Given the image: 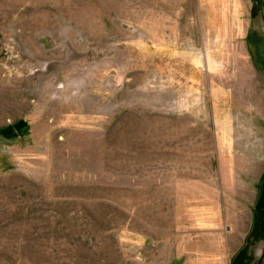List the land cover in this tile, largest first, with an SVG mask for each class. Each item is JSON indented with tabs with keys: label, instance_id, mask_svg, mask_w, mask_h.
I'll use <instances>...</instances> for the list:
<instances>
[{
	"label": "rangeland",
	"instance_id": "rangeland-1",
	"mask_svg": "<svg viewBox=\"0 0 264 264\" xmlns=\"http://www.w3.org/2000/svg\"><path fill=\"white\" fill-rule=\"evenodd\" d=\"M164 8L0 0V264H190L173 258L189 242L174 240L181 221L166 220L165 195L194 174L197 153L215 152L212 69L148 60L139 30L148 19L139 13ZM258 34L249 39L255 64ZM255 69L263 78L264 65ZM220 71L252 73L229 64ZM260 84L245 83V96L264 134ZM253 228L247 264H264V221Z\"/></svg>",
	"mask_w": 264,
	"mask_h": 264
},
{
	"label": "crops",
	"instance_id": "crops-1",
	"mask_svg": "<svg viewBox=\"0 0 264 264\" xmlns=\"http://www.w3.org/2000/svg\"><path fill=\"white\" fill-rule=\"evenodd\" d=\"M137 1L165 7L139 13L148 19L139 27L147 32L140 49L146 48L152 64L212 69L209 129L215 152L197 153L194 174L165 195V201L172 202V215L166 220L181 221L174 240L189 242L187 248L176 245L173 258H191L190 264H247L252 258L250 248L257 242L253 227L264 221L263 188L258 186L264 170L263 125L260 119L252 122L245 96V83H264V76L259 78L255 69L264 65V44L258 52L260 62L255 64L249 40L256 31L259 37L264 35V6L261 0L258 7L255 0ZM156 18L163 20H152ZM226 64L249 67L252 73L219 72ZM217 78L229 83L227 88L216 84ZM179 79L187 81L189 76L182 71ZM181 93L198 98L196 92ZM200 94L203 98V91ZM252 145L259 146V153L251 154Z\"/></svg>",
	"mask_w": 264,
	"mask_h": 264
}]
</instances>
